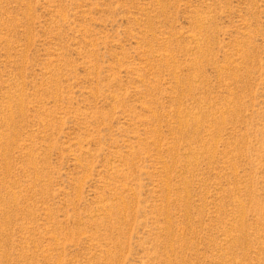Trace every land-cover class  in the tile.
Masks as SVG:
<instances>
[{"label": "rangeland", "instance_id": "374dc122", "mask_svg": "<svg viewBox=\"0 0 264 264\" xmlns=\"http://www.w3.org/2000/svg\"><path fill=\"white\" fill-rule=\"evenodd\" d=\"M0 264H264V0H0Z\"/></svg>", "mask_w": 264, "mask_h": 264}]
</instances>
